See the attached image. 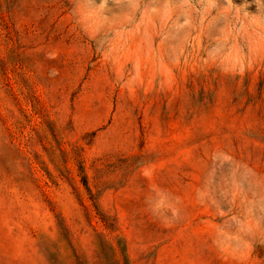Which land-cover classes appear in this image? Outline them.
I'll return each instance as SVG.
<instances>
[{"label":"rangeland","instance_id":"1","mask_svg":"<svg viewBox=\"0 0 264 264\" xmlns=\"http://www.w3.org/2000/svg\"><path fill=\"white\" fill-rule=\"evenodd\" d=\"M0 264H264V0H0Z\"/></svg>","mask_w":264,"mask_h":264}]
</instances>
